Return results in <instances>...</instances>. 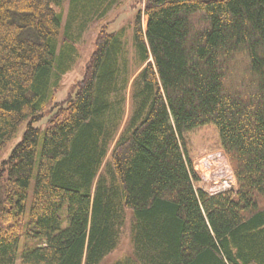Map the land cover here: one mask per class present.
Returning a JSON list of instances; mask_svg holds the SVG:
<instances>
[{"label":"trees","instance_id":"16d2710c","mask_svg":"<svg viewBox=\"0 0 264 264\" xmlns=\"http://www.w3.org/2000/svg\"><path fill=\"white\" fill-rule=\"evenodd\" d=\"M66 1L0 0V155L27 124L0 166V264H102L128 212L133 254L110 264H264V0H146L122 130L133 72L127 30L109 23L39 128L76 59V25L118 0H69L64 20ZM208 126L235 189L196 186L189 135Z\"/></svg>","mask_w":264,"mask_h":264},{"label":"rangeland","instance_id":"374dc122","mask_svg":"<svg viewBox=\"0 0 264 264\" xmlns=\"http://www.w3.org/2000/svg\"><path fill=\"white\" fill-rule=\"evenodd\" d=\"M146 0H118L113 8L108 12V15L104 20L89 21L85 29L75 27L76 37L78 39L77 44V56L70 68V70L62 76L59 87L56 89L54 100L52 104L47 107L44 117L35 122L36 127L44 128L48 124V119L54 104L63 103L68 97L76 91L78 83L82 80L86 66L91 58V55L95 49V42L100 29L106 25H109L110 30H116L124 26L127 30L125 37L126 52L125 58L129 63V71H132V78L126 90V106L125 116L123 120L122 128L126 125V122L131 115L132 101V83L135 76L140 72L141 65L138 59L137 51L134 47L133 41V22L136 14L142 8ZM69 11V0L64 5V20H66ZM143 23L146 29L148 24V16L143 15ZM79 31V32H78ZM74 32V33H75ZM27 124L24 123L19 128L17 135L8 143L4 151L0 155V166L3 160L7 159L13 148L22 139L26 130ZM190 140V157L195 167L199 180L196 181V186L199 189H203L207 193L215 191L217 188L214 186H230V189H235L237 185L233 166L230 159L224 153L219 145L218 131L211 126L204 127L196 130L189 135ZM222 151V152H220ZM235 180V181H234ZM217 181V183H216ZM215 183V185H214ZM213 185L212 187H210ZM215 189V190H214ZM32 191L28 200L27 214L31 205ZM131 213H127L126 223L122 229L118 246L109 255L105 257L102 264H110L117 260L127 258L133 254L134 245L131 236ZM21 255L17 258L16 264H20Z\"/></svg>","mask_w":264,"mask_h":264},{"label":"built area","instance_id":"2783aa9c","mask_svg":"<svg viewBox=\"0 0 264 264\" xmlns=\"http://www.w3.org/2000/svg\"><path fill=\"white\" fill-rule=\"evenodd\" d=\"M223 154V153H222ZM216 183H217V181H216ZM214 185H215V183H214ZM213 185H211L210 187H212ZM212 188H217L215 191H212L211 192V194H216V193H219V192H222V191H225V190H228V189H230L231 187L230 186H228V187H224V186H214V187H212Z\"/></svg>","mask_w":264,"mask_h":264},{"label":"bare ground","instance_id":"6f19581e","mask_svg":"<svg viewBox=\"0 0 264 264\" xmlns=\"http://www.w3.org/2000/svg\"><path fill=\"white\" fill-rule=\"evenodd\" d=\"M235 181V180H234Z\"/></svg>","mask_w":264,"mask_h":264}]
</instances>
